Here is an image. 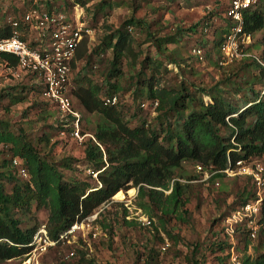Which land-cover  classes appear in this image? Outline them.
Listing matches in <instances>:
<instances>
[{
    "label": "trees",
    "instance_id": "16d2710c",
    "mask_svg": "<svg viewBox=\"0 0 264 264\" xmlns=\"http://www.w3.org/2000/svg\"><path fill=\"white\" fill-rule=\"evenodd\" d=\"M79 1L81 6L87 3ZM106 1L98 4V10L107 6ZM230 4L231 0L225 13V27L216 30L219 36L214 40V47L222 44L232 25L227 16ZM33 7H45L50 11L73 14L70 10L55 8L50 1L45 6L34 3L24 13L1 25L0 36L11 35L14 20L19 21L20 27H23L24 14ZM141 22L135 17L127 20L120 28L107 35L104 46L99 48L100 51H113L111 67L106 75V84L109 86L106 94L103 95V86L94 83L87 75L73 79L72 93L76 102L78 101L87 113L99 116L96 129L84 142L85 164L92 174H97V185L94 186L87 178L65 177L62 169H72L74 159L64 158L59 162L49 159L24 130L14 131L8 120H0V262L27 257L34 248L33 241L39 230V223L24 227L21 217L17 216L18 213L30 214L34 208H47L49 215L45 226L48 235L57 244H61V236L72 225L83 221L102 205L111 202L120 190L127 191L132 187L138 188L139 206L153 215L156 210H161L162 215L159 218L162 220L166 236L178 240L179 236L165 227V216L176 215L180 220H184L183 214L186 212L182 209L188 201L186 194L190 184L182 183L179 178L184 177L180 169L185 162L200 165L202 170L214 171L211 180H220L227 175L224 170L236 169L239 161L264 156V94L258 93L254 88L255 83H264V65L254 58L242 61H251L248 65H255L260 69L261 75L254 77L257 81H244L230 86L232 81L229 76L214 86H198L194 87V90L185 82L173 87L160 86V79L156 74L162 64L145 58L138 72L134 94L136 100L147 96L150 99L148 105L158 101L153 124L143 119L140 124L131 126L123 115L119 101L115 105L105 104L107 97L117 95L121 90L118 80H112L122 75L123 59L127 52H132L134 43L132 26ZM199 24L200 22H197L192 25L190 30L195 32ZM211 26L212 20L206 18L201 25V32L205 33ZM263 29L264 0H259L256 7L244 10V30L254 39V34ZM176 41L175 36L159 38L157 45L161 49L165 42ZM262 42L263 48L257 55L264 62V35ZM85 43L84 40L77 51L73 69L77 59H82L87 54ZM202 47L199 45V48ZM249 50H255L254 42L249 45ZM0 63L17 65L18 58L12 53L0 52ZM150 66L152 72L148 75L146 69ZM26 77L29 84L5 88L0 97H9L11 105L25 101L31 94L43 97L45 86L38 73H31ZM232 92L235 95L243 92V102H239L241 97L234 99L230 95ZM54 110L56 114L57 111L55 108ZM73 120L70 116L68 120L60 121L55 115L52 128L59 133L65 131L71 134L74 129ZM50 140L51 136L44 134L38 141L48 144ZM3 146L8 147L11 158L3 157ZM15 158L23 161L22 167L27 171L26 179L22 178L25 176L21 174L20 169L16 171L13 164ZM13 165L15 169L11 170ZM188 179H193V176H188ZM7 182H10V187ZM166 191L170 193L167 194ZM255 194L254 184L253 189L243 192L235 204L240 206L251 200ZM144 199H147V202H144ZM229 214L223 215L225 217L221 226L216 230L210 244L211 250L217 253L215 264H226L228 260V243L224 238L223 220ZM138 222L140 221L136 218L130 221L124 219L127 226L136 225ZM260 223H264V202ZM150 225H153L152 219ZM263 233L264 228H261L259 235ZM153 237L164 240L159 231ZM251 241L248 237L241 238L245 251ZM200 247L198 243L194 245L192 264H204L202 259L198 258ZM80 253L82 264L94 263L93 259L86 258V253ZM142 260L145 264H160V253L154 246L147 247L145 252L139 254L136 264H140ZM244 264H264L261 245L254 244L253 255L245 253Z\"/></svg>",
    "mask_w": 264,
    "mask_h": 264
},
{
    "label": "rangeland",
    "instance_id": "374dc122",
    "mask_svg": "<svg viewBox=\"0 0 264 264\" xmlns=\"http://www.w3.org/2000/svg\"><path fill=\"white\" fill-rule=\"evenodd\" d=\"M49 1L57 9L70 10L81 16L91 30L84 38L87 54L84 58L77 59L71 84H74V78L79 79L87 75L94 83L103 86V95L109 88L106 75L111 67L113 51H100L99 48L104 46L105 37L127 20L135 17L136 20L142 21L132 26V52H127L123 59L122 75L112 80H118L121 86L116 96L123 109V115L131 126L140 124L143 119L152 124L155 122L153 106H142V102H148L150 99L144 96L136 100L134 94L138 72L145 58L162 64L156 76L160 79V86L165 87L179 86L185 82L194 90V87L198 86H214L229 76L232 81L230 86H235L244 81L255 82L257 80L254 77L261 75L259 68L248 65L251 61H237L227 66H220L218 63L219 46L214 47V40L219 36L216 30L225 27V13L230 0H107V6L100 10L98 4L103 0H82L87 2L85 6H81L79 0H0V26L24 13L32 4L45 6ZM206 18L212 20V26L202 33L201 25ZM197 22H200L199 28L192 32L190 27ZM263 35L264 29L256 32L252 39L256 54L263 48ZM172 36L176 37V42H165L161 49L158 48L159 38ZM199 45L203 46L204 60L194 55V50ZM151 69L152 66L146 69L148 75L151 74ZM26 76L24 74L22 79L2 78L0 96L5 88L29 84ZM254 88L258 93L264 94L262 81L255 83ZM230 95L234 99L241 97L240 103L245 98L242 96L243 92L238 95L232 92ZM30 96L14 105H11L9 97H0V120H8L14 131L24 130L49 159L56 162L64 158L74 159L72 169H62L65 177L87 178L94 186L97 185V174H92L85 164L84 142L96 129L99 116L87 113L78 101H75L76 107L83 112L81 132L85 134V138L80 141L68 132L61 134L52 128L57 115L54 107L43 97H36L34 94ZM44 134L51 136L48 144L38 141ZM3 149V157L11 158L8 147L3 146ZM18 160L21 163L16 166V171L23 166V161ZM257 165L264 170V156L252 157L242 162V167L246 170H252ZM10 169H15L14 165ZM180 173L184 177L179 178L178 175L179 180L190 184L186 194L188 201L182 209L186 212L183 214L184 220H180L176 215L165 216V227L179 236L178 240L166 236L162 220L159 218L162 215L161 210H156L153 215L139 206L138 188L132 187L127 191L120 190L111 202L98 208L84 220L81 228L69 234L61 244L55 243L45 248V241L38 237L27 257L14 258L0 264H82L80 251L86 253L87 259H93V264H136L139 254L152 246L160 253V264H192L193 248L197 243L201 246L198 258H201L204 264H215L217 253L210 247L215 232L220 228L222 219L238 206L235 201L241 194L253 189V177L245 172L211 180L214 171L202 170L199 165L191 162H185ZM188 176H193V179H188ZM7 185L10 187V182H7ZM144 202H147V199H144ZM138 209L152 219L153 225L138 222L136 225L127 226L124 223V219L132 220ZM48 215L47 208H34L30 214H17L22 219V226L31 227L39 223V229L46 224ZM261 228H264V223ZM158 231L164 240L153 237ZM167 243V250H163L162 247ZM250 244L252 248L246 250V254H254V244L261 245V251H264V233L258 234ZM140 264H145V261L142 260Z\"/></svg>",
    "mask_w": 264,
    "mask_h": 264
},
{
    "label": "built area",
    "instance_id": "2783aa9c",
    "mask_svg": "<svg viewBox=\"0 0 264 264\" xmlns=\"http://www.w3.org/2000/svg\"><path fill=\"white\" fill-rule=\"evenodd\" d=\"M258 1L231 0L227 16L232 25L219 46L217 60L220 66H227L250 58H254L264 65L263 60L256 52L249 50L253 38L244 30V10L256 7ZM90 33L91 30L81 19V16H77L76 13L69 14L64 11H50L45 7H33L24 14L23 27H20L19 21L14 20L11 35L0 36V52L12 53L18 58L17 65L1 64L0 87L2 78L22 79L24 74L38 73L45 86L43 97L56 109V119L66 121L72 116L74 129L71 135L80 141L85 138V134L81 132L83 114L75 105L76 99L72 93L71 76L77 51L85 36ZM194 53L204 60L203 49L195 48ZM117 103L118 97L116 95L105 99V104L115 105ZM148 104L144 102L142 106L147 107ZM157 105L158 101L152 104L154 113H156ZM61 134H65V131H62ZM243 161L238 162L240 167L229 168L224 172L229 176L245 172L251 175L256 186V194L251 200L234 209L223 220L224 238L228 243L226 264H244L246 251L241 238L248 237L253 241L257 238L261 227L260 218L264 202V170L260 165L252 170H246L242 167ZM13 162L15 166L21 163L17 158ZM20 171L23 176H27L24 167H21ZM133 218H136L143 225L151 224V219L141 209L136 211ZM84 220L72 225L61 236V239L66 240L69 234L81 228L85 223ZM37 232L38 234L36 233L33 241L34 245L35 239L38 237L45 241V248L47 245L56 243L49 237L45 225ZM167 247L168 243L162 249L166 250ZM250 247L252 248V244H249V250Z\"/></svg>",
    "mask_w": 264,
    "mask_h": 264
}]
</instances>
